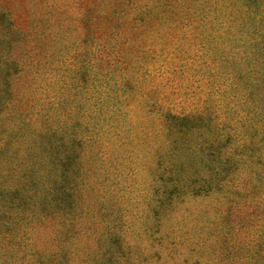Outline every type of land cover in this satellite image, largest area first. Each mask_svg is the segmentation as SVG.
<instances>
[{
  "label": "rangeland",
  "instance_id": "rangeland-1",
  "mask_svg": "<svg viewBox=\"0 0 264 264\" xmlns=\"http://www.w3.org/2000/svg\"><path fill=\"white\" fill-rule=\"evenodd\" d=\"M114 2L0 0V51L3 52L0 69L4 67L1 61L15 66L6 95L0 92V264H212V257L217 256L213 246H218L214 240H220L222 228H229L225 238L227 249L223 250L226 256L236 251V257H242L246 241L252 245L246 236L254 232V225L246 227L243 220L234 224L229 217L251 207L230 205L205 211L201 220L207 218L208 225L199 226L195 222L192 225L193 220L186 215L193 214L195 201L190 203L185 199L171 210L168 222L165 220L159 228H151L154 229L152 237L161 233L162 238L149 241L147 234L141 238L137 235L142 228L137 221L130 220L142 207L136 202V192L115 198L122 195L119 186L123 180L138 181L144 187L153 184L152 169L146 166L155 151L165 155L172 141L178 140L175 160L191 165L192 169L194 166L197 171H204L207 166L206 152L198 147L199 142L221 141L220 154L227 151L235 156L230 168L235 184L238 183L234 187L237 192L247 187L248 167L256 169L252 161L264 162V127L259 116L264 99H261L260 84L252 83L253 75L246 72V60L238 59L243 52H235L237 74L220 63L226 47L221 44L223 51L220 47L213 49L215 36L208 17L193 19L190 15H176L163 19V13L154 12L149 18V30L134 37L121 36V40L135 43L129 55L134 97L129 96L125 104L115 109L116 100L109 98L110 91L105 97L94 94L95 102L101 98L107 102L99 105L101 114L94 120L98 128L91 132H98V144L91 149L92 157L82 155L80 165H75L81 144H74L73 136L68 135L80 132L81 128L78 130L73 124L79 114L70 121L67 109L57 110L58 101L66 99L69 81L78 77L71 72L68 57L73 59L75 51L95 41L92 23L84 22V28L78 29L80 17L101 20L110 16V24L114 26L117 21L123 23L122 17L126 18L129 12L133 13L129 5L134 0H116L111 12ZM115 8L117 13L113 16ZM120 29V33L125 30L124 24ZM94 35L99 36L97 31ZM229 51L227 55L231 57V48ZM97 64L94 85L99 83ZM113 70L107 77L114 76ZM233 75H238L237 81ZM106 107L111 111L107 112ZM160 117L173 118V132L183 128L179 135L168 133L165 143L158 133L154 134ZM197 117L199 127L195 124ZM203 118L209 119L210 128L201 127ZM191 123L193 127L189 129L185 124ZM106 125H112L111 133H103L109 131ZM140 134L147 135L145 145L138 148L129 144ZM133 151L142 154L138 159H131L129 154ZM77 166L83 171L80 181H88L95 191L89 193L87 200L91 202L96 196L103 198V203L98 201L92 208L84 201L92 213L88 223V213L84 211L78 209L66 214V198L57 195L71 180ZM58 172L61 175L56 187L51 183L49 186L47 182L59 176ZM111 180L116 184H111ZM47 187L50 193L57 189L54 197L58 201L45 199ZM128 201L131 203L127 204ZM119 210L125 221L123 227L119 226L125 231L123 243L131 247L129 257H93L96 246L101 250L112 233L121 234L118 228L107 224L110 211ZM218 213L224 214L226 227L220 223ZM72 218L74 222L69 223ZM207 232L214 234L205 242ZM260 243L257 239V249ZM140 251L141 257H130V254L139 255Z\"/></svg>",
  "mask_w": 264,
  "mask_h": 264
},
{
  "label": "trees",
  "instance_id": "trees-1",
  "mask_svg": "<svg viewBox=\"0 0 264 264\" xmlns=\"http://www.w3.org/2000/svg\"><path fill=\"white\" fill-rule=\"evenodd\" d=\"M138 3L136 0H134V3H130L129 9L130 11L132 10L133 13L130 14L129 12L126 18L122 17L124 20L123 23L117 21L114 26V23L110 24V16L109 18L102 17L100 18L101 20L88 16L79 18L81 25L78 29L80 28L82 30V28H84V22H89L94 25L92 26L91 33L95 41H91L90 45H87V47L83 45L80 50L75 51L73 59L70 56L68 57V64L72 68L71 72L74 75H78V77L75 81L74 78L69 81L68 88L66 89V99L58 101L59 104H57V110L67 109L68 118L71 119L70 121H72L74 115L77 113L79 114L76 119L77 121L73 124L76 129L78 128V130H80L81 128L80 132L75 133V135H68V137L73 136L72 139L74 144H77V146L81 144V147H79L77 151L79 160L75 161V165H80V157L82 155H85L86 158L92 157L91 149L98 144V132H91L93 131L92 129L96 130L98 128V123L95 124L94 120L96 117H100L101 110H99V105L107 102H103L102 98L95 102L94 94L98 93L101 97H105L110 91L111 97L109 98L111 100H116L115 109L117 105L125 104L129 96L133 99L135 92L132 83L134 81L129 58L131 56L130 49L135 43L130 41L125 42V40H121L120 38L124 35L134 37L135 35H139V32L146 31L148 29L149 18L154 12L163 13V19H170L176 15L181 17L190 15L193 19L208 17L210 19V29L213 35L217 37H214L213 49L220 47L219 45L221 44L226 47V52L224 53L225 57H222L220 63L225 64L227 66L225 68L237 74L235 72L237 70L234 68L237 64V62L234 61L237 59L234 57L236 54L235 52H243L242 55H238V59L246 60V72L253 75L251 77L253 84L257 81L259 82L261 99H264V0H147L146 2L144 1V3L140 1ZM115 4L116 0L114 3H111V12ZM116 13L115 8V10L113 9V16L116 15ZM123 24L125 30L120 33V26ZM186 25L192 28L190 23ZM87 30L90 31L89 29ZM95 31H97L99 36L94 35ZM8 34H10V31ZM79 37H83V34L80 33ZM230 48L231 57L227 55L230 52ZM219 50L223 51L221 47ZM2 54L3 52L0 51V55ZM248 61H250V63ZM1 62L4 63V67L0 69V92L6 95L10 83L9 79L15 73V66L7 61ZM96 62L100 67L98 73L99 83L94 85L92 83L94 82V67H96ZM255 62L256 65H254ZM232 64H234V66ZM86 66L87 69L85 68ZM111 69H114V76L107 77ZM103 70L105 71L103 72ZM254 73H256V79ZM223 76H225L224 72ZM233 77L237 81L238 75H233ZM112 108L114 109V105H112ZM106 111L109 112L111 109L106 107ZM262 112L259 116L262 117L260 119L262 127H264V109ZM162 117H160L157 123L158 126L156 125L155 127L154 134L158 133L162 143H165L169 138L167 137L168 133L179 135L183 128L181 127L179 129L180 131L176 129L175 132H173V126L171 125V120L173 118L169 120V118ZM208 123V118L201 119V127L204 129L210 128ZM195 124L198 127L200 126L198 117L196 118ZM185 125H187L189 129L193 127L192 123ZM105 128H109V131H103L105 134L113 131L112 125H109V127L106 125ZM216 135L217 132L215 133V136ZM146 136L140 134L137 136L138 138H134L129 144L134 146L138 145V148H140L141 145L147 143ZM262 141L264 143V128ZM213 142H211V139L209 143H204V141L199 142L198 147L201 148L202 152H206L204 157L207 160V166L204 171H197L194 166L192 169L191 165L175 160L177 157L175 151L178 148V140L177 143H173L172 141L165 155L160 154L158 150L155 151L151 157L152 160L150 159L149 165L146 166L150 171L152 169L155 177L152 179L153 184L144 187V183L141 185L138 181H131L129 183L127 180H123V183L119 186V190L122 192L120 194L122 195L115 196V198L120 199L123 196H127V194L136 192L135 195L138 197L136 202L141 204L142 207L141 211L137 212L135 215H131L130 220L137 221L142 228L141 232H137V235L141 238L144 234H147L149 241H154L156 239L160 240V238H162L161 233L156 237H152L151 230L154 229L151 228H159L165 220L168 222L171 210L180 205L185 199L186 202L190 203H194L195 201L196 206L193 210V214L186 213V215L193 220L191 223L192 225H194L195 222V224L199 226H201L202 223L208 225L207 218H205L204 221L201 220L205 211L211 209L216 210L218 207L225 209L230 205L245 206L246 208L251 207V209L241 211L242 214H231L229 217L234 224L235 222L238 224L243 220L246 227L254 225V232L251 234L247 233L246 236V239L251 242L252 245L249 246V243L246 241V248L242 250L244 253L242 257H236L238 254L236 251L226 256L223 250L227 249L225 238L228 236L229 228H222L219 233L220 240H214L218 242V246H213V253H216L217 256L212 257V261L214 260L212 264H264V249L262 248L264 245V162L261 163L259 160L252 161V165L256 167V169L248 167L245 177L247 178V187L243 192H237L234 187H236L238 183L235 184V179L232 177L233 172L230 168V164H233V158H235V156L227 151L220 154V149L223 147L221 146L222 142H214L215 144ZM211 143L214 144V146H212ZM76 150L75 148L73 152H76ZM141 154L140 151H133L129 154V158L138 159ZM82 172V167H75L74 175L71 178L72 182L71 180L67 181V183L63 185L62 193L57 195L66 198V214H70L69 212L73 213L78 209V211H84L88 213V223L92 220V213H90L88 205L85 204L84 201L87 200V196L90 192L93 193L95 191H93L94 188L89 185L88 181H80L79 176L82 178ZM60 175L61 173H59V176L57 174V176L51 179V182L48 181L47 184L49 183V186L50 183L52 186L55 184L56 187V181L59 180ZM45 184L46 183H44L43 188L46 187ZM111 184H116V182L111 180ZM228 185L233 188L227 189L226 186ZM47 188L48 193L45 194V197H47L45 199L58 201L59 198L54 197L57 189L55 188V191H51L50 193L49 187ZM96 192L99 191L97 190ZM99 195H101L100 192ZM50 196L53 197V199L50 198ZM63 198H61V200H63ZM104 198L108 201V197L105 194ZM98 201L103 203V198H98L96 196L91 202L87 200L91 208L98 203ZM200 202L201 206H198ZM129 203L131 202L128 201L127 204ZM110 207L111 205L109 203V208ZM218 215L220 223L222 226L226 227L227 222L225 221L224 214L218 213ZM110 216L111 217L107 220L108 226L114 229L118 228L121 234L119 235L117 232L112 233L111 238L103 247L106 248L105 250L103 248L98 250L96 246L93 257H129L128 251L131 247L129 248L128 244L125 245L123 243L125 231H121L119 228L120 225L122 227L125 225L121 211H110ZM196 217L197 221H194ZM72 221L74 222L73 218L69 223H72ZM213 234L214 233L207 232L203 240L207 242V239H211L210 236ZM99 237L100 236H98V238ZM257 239H260L261 242L260 249H257ZM142 253L143 252L140 251L139 255L134 256L130 254V257H141Z\"/></svg>",
  "mask_w": 264,
  "mask_h": 264
}]
</instances>
